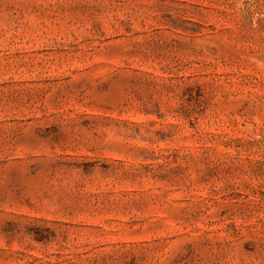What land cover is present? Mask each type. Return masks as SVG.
I'll return each mask as SVG.
<instances>
[{
	"label": "rangeland",
	"instance_id": "1",
	"mask_svg": "<svg viewBox=\"0 0 264 264\" xmlns=\"http://www.w3.org/2000/svg\"><path fill=\"white\" fill-rule=\"evenodd\" d=\"M0 264H264V0H0Z\"/></svg>",
	"mask_w": 264,
	"mask_h": 264
}]
</instances>
